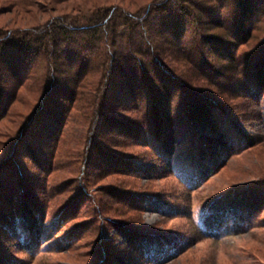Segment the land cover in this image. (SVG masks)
Masks as SVG:
<instances>
[{
    "label": "rangeland",
    "instance_id": "374dc122",
    "mask_svg": "<svg viewBox=\"0 0 264 264\" xmlns=\"http://www.w3.org/2000/svg\"><path fill=\"white\" fill-rule=\"evenodd\" d=\"M148 1L0 0V32ZM180 72L156 110L143 86L111 121L84 99L32 121L41 78L20 87L0 117V264H264V78Z\"/></svg>",
    "mask_w": 264,
    "mask_h": 264
},
{
    "label": "trees",
    "instance_id": "16d2710c",
    "mask_svg": "<svg viewBox=\"0 0 264 264\" xmlns=\"http://www.w3.org/2000/svg\"><path fill=\"white\" fill-rule=\"evenodd\" d=\"M259 33H264V0H150L134 9L110 4L1 31L0 117L20 87L39 78L44 95L30 120L49 117L56 124L81 99L111 121L105 111L113 101L127 98L135 106L143 86L146 99L157 107L187 85L190 78L180 70H260L255 74L263 79ZM255 40L250 50L239 52ZM173 77L180 84L171 89L167 82ZM127 126L136 127L134 122Z\"/></svg>",
    "mask_w": 264,
    "mask_h": 264
}]
</instances>
